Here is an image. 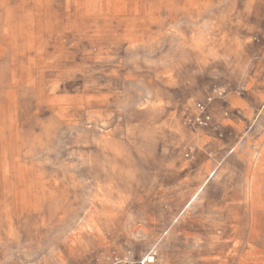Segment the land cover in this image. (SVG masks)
<instances>
[{
    "label": "rangeland",
    "instance_id": "obj_1",
    "mask_svg": "<svg viewBox=\"0 0 264 264\" xmlns=\"http://www.w3.org/2000/svg\"><path fill=\"white\" fill-rule=\"evenodd\" d=\"M166 1L0 0V264L146 251L134 240L145 225L117 212L130 180L144 185L193 103L238 72L203 53L204 39L193 54L168 37ZM256 200L255 225H233L232 236L264 264ZM180 226L167 236L193 225Z\"/></svg>",
    "mask_w": 264,
    "mask_h": 264
},
{
    "label": "crops",
    "instance_id": "obj_2",
    "mask_svg": "<svg viewBox=\"0 0 264 264\" xmlns=\"http://www.w3.org/2000/svg\"><path fill=\"white\" fill-rule=\"evenodd\" d=\"M163 27L193 54L199 53L194 40L204 39L203 53L238 72L187 113L188 120L213 89L224 90L207 106L209 125L181 128L144 185L130 180V201L117 212L128 213L130 225H145L134 240L147 249L114 254L136 261L154 249V264H260L251 260L248 240L233 238L232 230L255 225L256 199L264 196V0H167ZM169 225L193 226L175 238L167 236Z\"/></svg>",
    "mask_w": 264,
    "mask_h": 264
},
{
    "label": "built area",
    "instance_id": "obj_3",
    "mask_svg": "<svg viewBox=\"0 0 264 264\" xmlns=\"http://www.w3.org/2000/svg\"><path fill=\"white\" fill-rule=\"evenodd\" d=\"M226 92L220 89H213L211 94L206 98L204 103L196 105L197 114L190 117L186 124L190 128H206L210 123V116L207 113V106L212 103L215 98L225 97ZM156 259V252L152 249L147 255L139 260L131 261L116 254H110L100 264H153Z\"/></svg>",
    "mask_w": 264,
    "mask_h": 264
}]
</instances>
